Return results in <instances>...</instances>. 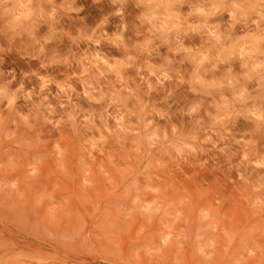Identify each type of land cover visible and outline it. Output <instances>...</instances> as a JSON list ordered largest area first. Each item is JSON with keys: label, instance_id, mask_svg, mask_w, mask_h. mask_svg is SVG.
I'll use <instances>...</instances> for the list:
<instances>
[{"label": "clouds", "instance_id": "obj_1", "mask_svg": "<svg viewBox=\"0 0 264 264\" xmlns=\"http://www.w3.org/2000/svg\"><path fill=\"white\" fill-rule=\"evenodd\" d=\"M89 7L100 13L93 24ZM13 52L42 70H74L20 71L17 83L16 68L2 67ZM183 86L191 98H176ZM39 120L95 130L92 149L112 140L137 154L154 192L169 174L187 175L182 165L211 161L264 218V0H0V131L13 140Z\"/></svg>", "mask_w": 264, "mask_h": 264}, {"label": "rangeland", "instance_id": "obj_2", "mask_svg": "<svg viewBox=\"0 0 264 264\" xmlns=\"http://www.w3.org/2000/svg\"><path fill=\"white\" fill-rule=\"evenodd\" d=\"M87 11L93 24L100 13ZM129 20L127 35L134 40ZM55 47L64 54L67 45ZM2 67L16 68L17 83L20 71L62 79L74 70H42L15 52ZM178 67L187 74L189 66ZM128 75L138 82L134 70ZM176 95L191 98L186 86ZM78 102L89 107L83 98ZM18 107L28 106L21 101ZM16 131L13 140L0 131V264H20L25 257L31 264H264V218L250 209L243 187L228 184L211 161L205 169L182 165L187 175L169 174V185L154 192L140 181L137 154L112 140L96 149L86 143L99 135L95 130L73 132L39 120L31 130Z\"/></svg>", "mask_w": 264, "mask_h": 264}]
</instances>
